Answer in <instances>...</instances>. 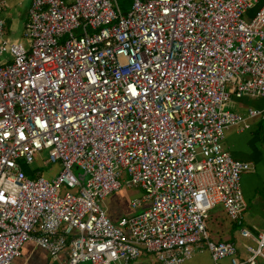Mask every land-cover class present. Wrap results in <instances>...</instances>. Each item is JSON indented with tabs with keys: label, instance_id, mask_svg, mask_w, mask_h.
Returning a JSON list of instances; mask_svg holds the SVG:
<instances>
[{
	"label": "built area",
	"instance_id": "obj_1",
	"mask_svg": "<svg viewBox=\"0 0 264 264\" xmlns=\"http://www.w3.org/2000/svg\"><path fill=\"white\" fill-rule=\"evenodd\" d=\"M0 2V12L3 9ZM0 18V264L33 243L63 264H132L144 254L184 264H264V229L243 228L241 178L223 146L264 111V0H31L24 38ZM48 151L52 180L25 169ZM82 171L78 176L74 169ZM141 188L140 213L114 223L105 199ZM222 207L242 238L213 241Z\"/></svg>",
	"mask_w": 264,
	"mask_h": 264
},
{
	"label": "crops",
	"instance_id": "obj_2",
	"mask_svg": "<svg viewBox=\"0 0 264 264\" xmlns=\"http://www.w3.org/2000/svg\"><path fill=\"white\" fill-rule=\"evenodd\" d=\"M0 2L4 3L3 9L0 12V18L4 20L6 25V38L11 43H20L16 40L9 39V35L11 32H14L19 28L20 25H22L25 30L24 25L31 0H0ZM8 60V54H4L0 57V63H4ZM233 103V109L238 108L241 112H236L242 115H246L249 109L264 111V100L245 98L236 101L233 99ZM247 123L249 128L246 130L242 131L239 128L229 130L223 146L233 159L249 163L252 166V170L242 176L241 188L246 205L244 212L249 213L248 221L250 224L248 225H252L251 227L254 232L252 236L257 237L262 231L258 230L253 222H257V220L264 221V119L256 118L249 120ZM81 175L83 176V174ZM123 189L127 188H122L119 192ZM113 195L108 196L106 199L108 200ZM106 199L104 201V209L107 213ZM120 217L117 220L113 218V220L116 221H114V223L119 222L121 219ZM232 232L233 231H230V233ZM232 237L226 241H231L236 244V240ZM252 241L255 243L254 239H252ZM244 246L247 245L241 243L243 249ZM239 253L241 257H246L241 254V252ZM64 260V256H61L58 260L51 259L45 251L37 248L33 243L29 242L23 247L21 258L17 259L14 264H63ZM132 264L160 263L155 256L144 254ZM226 264H228V262Z\"/></svg>",
	"mask_w": 264,
	"mask_h": 264
},
{
	"label": "rangeland",
	"instance_id": "obj_3",
	"mask_svg": "<svg viewBox=\"0 0 264 264\" xmlns=\"http://www.w3.org/2000/svg\"><path fill=\"white\" fill-rule=\"evenodd\" d=\"M118 3L122 9V12L124 14L130 12L132 8L133 0H118ZM29 10V9H28ZM28 19V12L26 16V21ZM25 26V25H24ZM24 28L22 25H20L19 28H17L14 32H11L9 35V39L16 40L17 42H20L21 44H24L25 46L28 45V42L23 36ZM235 112H241L238 108L232 109ZM49 156L48 151L45 150L42 153H40L36 157V161L31 166H26L25 169L29 172L30 177H35L36 175H40L46 180H52L54 179L60 171V165L58 164H49L46 165V162H48ZM74 172L78 176H82V171H80L78 168L74 169ZM145 195L144 191L141 188H132V189H123L121 192L115 193L113 196H111L107 200V215L108 217L114 222V219H118L123 217H128L133 214L140 213V209H132L131 208V202L134 200H140ZM210 216L209 220L207 221V230L211 237V239L215 242L217 241H226L232 238L236 240V246L243 255H247V252L241 247L242 244H246L247 246L256 248L255 243H253L252 239L250 238H242L240 236V229L246 228L250 231L251 234H253V228L252 225L248 221L249 219V213L244 212V223L241 227L237 228L236 230H233L232 233V227L229 225L228 220L226 219V216L223 212L222 207L218 206L215 210L211 211L209 214ZM116 222V221H115ZM118 223V222H117ZM254 226L260 230L263 231L264 229V221L257 220V222H253ZM202 248V249H201ZM198 250L195 251L193 257L191 260L186 261L184 264H212L210 254L207 251L206 247H201ZM227 262H224L223 264H226ZM256 264H263V262L258 259Z\"/></svg>",
	"mask_w": 264,
	"mask_h": 264
},
{
	"label": "trees",
	"instance_id": "obj_4",
	"mask_svg": "<svg viewBox=\"0 0 264 264\" xmlns=\"http://www.w3.org/2000/svg\"><path fill=\"white\" fill-rule=\"evenodd\" d=\"M27 171V170H26ZM28 173V172H27ZM28 175H29V173H28ZM30 176V175H29ZM225 214V213H224ZM225 216H226V214H225ZM209 218H210V216L208 215V217H207V219H206V223H207V221L209 220ZM226 219L228 220V222H229V225L232 227V231L233 230H236L237 228H239V226L237 225V224H234V223H232L231 221H229V219L227 218V216H226ZM208 231V230H207Z\"/></svg>",
	"mask_w": 264,
	"mask_h": 264
}]
</instances>
